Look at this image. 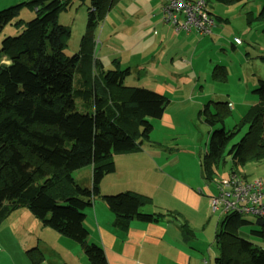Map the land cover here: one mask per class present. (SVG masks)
Returning <instances> with one entry per match:
<instances>
[{
	"label": "trees",
	"instance_id": "trees-1",
	"mask_svg": "<svg viewBox=\"0 0 264 264\" xmlns=\"http://www.w3.org/2000/svg\"><path fill=\"white\" fill-rule=\"evenodd\" d=\"M204 1L214 29L220 16L209 10L210 2L229 5L248 0ZM108 2L112 0H91L79 50L70 56L64 52L70 28L58 22V13L66 5L63 0H29L0 10V32L10 24L19 30L0 40V223L13 210L25 207L44 226L77 242L90 264H107L102 247L88 240L83 225V211L94 198H102L121 230L132 219L151 222L159 217L140 211L148 197L130 191L100 195V183L115 169L114 154L140 149L143 141H149L152 120L162 116L169 102L165 95L145 87L129 88L120 97L118 91L124 89L123 78L129 71H99L96 59L91 83L77 74L90 67L87 40ZM22 6L34 9V17L17 18ZM255 18L264 22V0ZM212 75L224 77L223 71ZM252 92L257 101L236 129L221 126L212 131L201 160L206 183L217 177L216 168L226 159L234 165L264 159V78L258 79ZM204 107L208 124H223L220 108L206 113L208 104ZM246 123L245 134L231 143ZM86 166H91L90 187L72 176ZM230 172L237 171L231 167ZM252 216L256 220L238 214L221 217L215 264H264V249L237 234L242 225L264 226L262 218ZM252 231L264 236L263 229Z\"/></svg>",
	"mask_w": 264,
	"mask_h": 264
},
{
	"label": "rangeland",
	"instance_id": "rangeland-1",
	"mask_svg": "<svg viewBox=\"0 0 264 264\" xmlns=\"http://www.w3.org/2000/svg\"><path fill=\"white\" fill-rule=\"evenodd\" d=\"M26 1L29 0H0V10ZM262 1L248 0L229 5L210 2L212 12L220 16L213 33L200 34L193 29L189 34H177L171 25L160 19L163 0H112L107 3L102 18L90 30L86 47L90 49L91 62L87 75L84 74L86 70L77 74L86 76L91 83L94 59L98 61L99 71L127 69L129 73L123 78L124 89L118 91L122 98L128 94L129 88L145 87L156 92L158 85L164 86V95L169 100L165 109L172 116L174 129L168 132L163 127H156L149 139H162L167 147L177 144L180 148L176 150L179 164L184 155L192 159L189 153L195 150L204 156L212 131L221 126L226 130L236 129L241 117L257 101L252 91L257 87L258 79L264 78V22L255 16L257 5L260 6ZM63 2L66 5L58 13V22L70 28L64 49L70 56L79 50L92 4L91 0ZM34 15V9L22 6L17 18L27 21ZM16 28L15 25H6L0 32V40L5 35L16 34L19 31ZM233 37L239 38L241 43L234 44ZM214 71L220 75L223 71L224 77L217 78L212 75ZM206 103V113L220 108L223 124L213 126L205 121L207 114L203 110ZM247 128L246 123L231 143L238 141ZM231 167L246 177H261L264 184V159H248L236 165L226 159L216 168L217 178L226 176ZM86 170L82 167L72 172L73 178L82 185L86 181ZM244 217L256 220L252 215ZM251 229L264 230V226L256 222L242 225L237 234L264 247V237L253 234Z\"/></svg>",
	"mask_w": 264,
	"mask_h": 264
},
{
	"label": "crops",
	"instance_id": "crops-1",
	"mask_svg": "<svg viewBox=\"0 0 264 264\" xmlns=\"http://www.w3.org/2000/svg\"><path fill=\"white\" fill-rule=\"evenodd\" d=\"M80 78L88 80L86 76ZM155 90L163 95L166 92L160 85ZM154 121L153 130L174 129L167 109ZM161 140L149 139L140 149L114 154L115 169L100 183V195L130 191L148 197L149 202L140 211L158 215L156 221L132 219L127 229L121 230L114 225V214L100 196L83 211L88 240L102 247L107 264H201L203 260L215 264V234L222 216L212 212L209 195L216 192L217 177L206 183L197 150L189 153L192 159L184 155L181 164L185 165H181L177 144L167 147ZM86 169V181L81 185L90 187L91 166ZM252 230L258 229L250 231L259 236ZM0 264L90 263L77 242L44 226L28 209L19 207L0 223Z\"/></svg>",
	"mask_w": 264,
	"mask_h": 264
},
{
	"label": "built area",
	"instance_id": "built-area-1",
	"mask_svg": "<svg viewBox=\"0 0 264 264\" xmlns=\"http://www.w3.org/2000/svg\"><path fill=\"white\" fill-rule=\"evenodd\" d=\"M161 21L172 26L177 33H189L193 29L200 34H209L214 20L208 14L204 0H163ZM235 44L240 39L233 38ZM216 192L209 195L212 212L226 214L254 215L264 220V189L259 176L244 177L230 172L214 180ZM201 264H206L203 260Z\"/></svg>",
	"mask_w": 264,
	"mask_h": 264
}]
</instances>
